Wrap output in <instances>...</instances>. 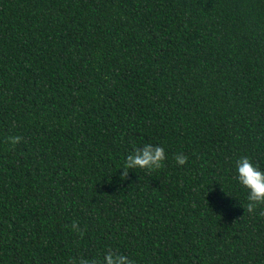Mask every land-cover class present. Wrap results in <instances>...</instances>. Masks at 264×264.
<instances>
[{"label": "trees", "instance_id": "16d2710c", "mask_svg": "<svg viewBox=\"0 0 264 264\" xmlns=\"http://www.w3.org/2000/svg\"><path fill=\"white\" fill-rule=\"evenodd\" d=\"M243 155L264 170V0H0V264H264Z\"/></svg>", "mask_w": 264, "mask_h": 264}, {"label": "clouds", "instance_id": "9594fccd", "mask_svg": "<svg viewBox=\"0 0 264 264\" xmlns=\"http://www.w3.org/2000/svg\"><path fill=\"white\" fill-rule=\"evenodd\" d=\"M19 136L9 137V142L14 146L20 141ZM166 159L163 147L153 143H143L141 146H132L124 161L121 178L127 176V170L160 168ZM187 157L177 154L175 161L177 165H184ZM235 180L246 190L248 208L251 210L256 204L264 203V170H261L255 162L247 155L238 156L234 161ZM74 264H134V261L118 249H106L102 261L83 258L75 261Z\"/></svg>", "mask_w": 264, "mask_h": 264}]
</instances>
